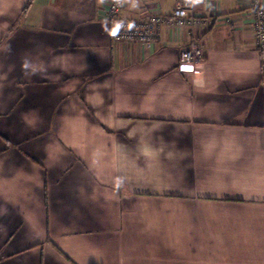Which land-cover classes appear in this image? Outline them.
I'll return each mask as SVG.
<instances>
[{
    "label": "crops",
    "instance_id": "0c3cea01",
    "mask_svg": "<svg viewBox=\"0 0 264 264\" xmlns=\"http://www.w3.org/2000/svg\"><path fill=\"white\" fill-rule=\"evenodd\" d=\"M254 1L148 48L114 41L107 0H0V264H264Z\"/></svg>",
    "mask_w": 264,
    "mask_h": 264
},
{
    "label": "built area",
    "instance_id": "2783aa9c",
    "mask_svg": "<svg viewBox=\"0 0 264 264\" xmlns=\"http://www.w3.org/2000/svg\"><path fill=\"white\" fill-rule=\"evenodd\" d=\"M175 8L170 15L146 13L135 19L122 16L123 0H107L108 20L112 29V37L116 43H141L152 48L167 29L180 32L187 27H195L197 20L191 15L195 4L204 0H172ZM252 14V32L259 47L264 48V7L260 0L254 1ZM202 46L193 40L181 51L182 64L196 66L203 61Z\"/></svg>",
    "mask_w": 264,
    "mask_h": 264
}]
</instances>
